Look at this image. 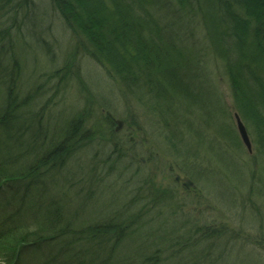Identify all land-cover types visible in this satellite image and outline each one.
Listing matches in <instances>:
<instances>
[{"label": "trees", "instance_id": "16d2710c", "mask_svg": "<svg viewBox=\"0 0 264 264\" xmlns=\"http://www.w3.org/2000/svg\"><path fill=\"white\" fill-rule=\"evenodd\" d=\"M52 2L68 25L74 31L82 33L89 45L94 47L89 51L92 53L94 50L99 51L100 61L108 73H111L114 79L122 81L123 86L129 88L131 93L134 91L135 95L130 101L139 102L138 100L151 97L159 104L153 109L154 112L152 110L146 112L149 116H154L161 129L160 135L157 130L156 133L150 132L146 123L135 121L137 118L132 114L136 122L134 128L137 127L140 134L154 136L155 138H152L157 140V145L152 146L151 150L155 153L151 152L152 161H159L155 156L159 148L172 149L176 155L179 149L182 150L181 143L188 145L185 153L190 154V159L187 161H210L209 157L206 159L198 157L196 151L200 153L198 150L200 147L195 138L190 136L191 131L187 128H194L199 119L210 121L209 128L214 126L217 128V134L212 137L213 143L215 140L220 142L217 146L226 152L220 155L211 152L207 153V156L215 157L216 161L238 157L229 145L230 142L238 141L235 135L229 136L233 133L230 126L233 118L231 115L226 118L224 110L230 105H227L221 96L226 108L222 107L217 87L206 66L207 61L216 59L222 63L227 78L225 84L230 85L231 96L235 101L233 106L252 122L251 127L257 142V147L255 146L257 153L254 152L253 155L264 167V0H52ZM36 14L37 5L34 0H0V131L6 138L2 136L0 142L9 141L10 131L19 135L30 131V126L40 113L33 110L36 106L35 99L31 102V96L24 95L23 102L30 103L29 110L34 111V114L29 115L25 112L26 119L20 118L15 113L20 104L11 96L13 92H25L17 81L22 78L19 72L20 56L30 54L36 59L38 55V51L32 49L29 39L36 37L38 39L36 46L40 45L39 47L45 51L52 49L44 37L43 30L33 29L32 22ZM21 24H25L28 31L23 29L21 33ZM198 31L205 37L199 36ZM29 46L31 49L27 50ZM207 46H211V50L207 51ZM200 47L204 48L201 61L198 55ZM46 57L44 55L43 64L45 66L49 64L46 67L50 72L47 78L39 76L41 70L46 72L45 67L32 66L35 79L44 80L43 84H39L41 88L36 85L34 97L42 91L43 101L46 100L44 96L47 92L57 94L65 79L61 70L51 66L54 63L51 61L53 57L51 59ZM97 80L92 79L93 84L98 87ZM85 83L81 80V87L92 110V99L96 96L97 99L100 98L98 96L100 92L96 93L95 89H90V82ZM177 104L183 110L179 109ZM91 110L87 108L81 111L78 105L68 109L66 135L63 141L55 146L52 141L53 135L56 137L55 128L51 132L49 130L45 132L44 137L51 140L43 142L42 148L47 145L45 149H40L36 141L28 140L23 144L22 138H18L12 146L13 153L17 154V162L4 165L0 161L2 164L0 181L6 176L5 168L8 170L18 168L23 163L25 172L15 175L23 177L25 181L28 179L31 183L44 181L47 179L46 174H51L54 166L59 168L66 164L63 159L75 155L77 150L84 148V145L92 146L85 144L86 141L92 140V137H87L86 141L83 139L88 135L85 123L90 113L96 112ZM101 112L99 111L96 122L100 127H105V130L100 131L102 135L99 138L104 135L109 141L110 137L114 138L115 134L122 135L124 132L127 137H121L128 138L127 144L134 141L132 136L134 130L130 128L119 133L120 130L113 129L116 127V120L111 119L110 114L105 119L107 114L102 116ZM17 122H30V126L24 123L17 125ZM100 127L92 126V129ZM194 130L201 134L205 133L198 126ZM115 148L117 150L119 147ZM123 156L122 151L116 153L115 164L125 165L120 160ZM107 159L104 162L111 161L113 157ZM248 161L249 156L246 155L243 162ZM206 165L203 167V164L198 162L199 168H207V171L203 170L205 176L209 173L222 175V168L210 162H206ZM250 165L254 168V164ZM180 166L182 167V164L178 162V168ZM184 168L187 170L188 167ZM193 171L183 174L194 179V175H191ZM72 173L71 169L69 175L72 177L68 179L69 183L65 190L58 188L48 191L46 198L48 199V196L50 198L47 204L39 200L40 207L32 205L36 203L30 198L32 204L24 205L21 212L27 214V220L31 224L15 233L12 238H8L4 246L11 249V244L16 240L42 241L48 238V243L52 242L53 246L60 249H57L59 250L57 257L50 253L52 256L46 258L48 262L54 263L56 260L61 264H222L223 259L220 257L227 256L232 249L237 248L236 243L226 242L230 238H226V223L211 219L198 223L190 218L192 210L189 211L188 204L194 205L192 209H196L198 213V201L202 196L190 193L195 190L182 186L176 180L165 179L161 182L154 181V178L141 180V184L136 185L133 195L123 191L114 202L108 201L100 206L92 203V196L91 198L85 196V192L79 188L85 181L83 177L79 178L76 171L75 174ZM220 178L225 185L226 179L222 176ZM233 186L240 187L238 184ZM250 189L252 192L264 193V173L260 172L257 175ZM236 190L235 188V191L228 192L238 200ZM243 204L254 210L257 205L255 200L247 198ZM178 214L184 215V218L179 220ZM60 250L63 256L60 255ZM163 257L166 258L161 262L160 258ZM238 258V263L247 264H257L255 261L258 260L252 256Z\"/></svg>", "mask_w": 264, "mask_h": 264}, {"label": "rangeland", "instance_id": "374dc122", "mask_svg": "<svg viewBox=\"0 0 264 264\" xmlns=\"http://www.w3.org/2000/svg\"><path fill=\"white\" fill-rule=\"evenodd\" d=\"M34 3L37 5V14L33 17V29L36 31H40V29L43 30L44 37L49 41V45L52 49L45 51L39 47L40 45L36 46V41L38 40L36 37H31L29 39L32 49L38 51V55L36 56V59L30 54H22L20 56L19 62L21 69H19V72L21 73L22 78L17 81L20 83V86L22 85V89H25V92H13L11 96L20 104V106L15 109V113L20 118L26 119L27 116L25 112L29 115L32 113L34 114V111L29 110L30 103L26 104L23 102L24 95H27L28 97L31 96V102L35 99L36 109L33 108V110L42 113H39V115L36 116L37 120H35L31 126L30 122H23L27 126H30L31 129L28 128L30 131L22 133L21 135L18 133L14 134L13 131H10L9 141L5 140L0 142V161L2 164L9 165L10 161L7 160H9L10 155L13 154L12 146L20 137L22 138L23 144H26L28 140H33L37 142L40 149H45L47 145L43 148L42 145L45 141H51L44 137L45 132H48V130L51 132L55 128L54 134L56 137L54 135L52 137L53 145L55 146L57 143L63 141V138L66 135V130L68 129L66 111L77 105L81 111L87 108L91 110L88 106L89 102L87 101V97L85 96L86 93L81 87V80H84V82H86L85 84L90 82V89H95L94 92L96 93L100 92L98 95L100 98L97 99L96 96L92 99L91 111L96 112L90 113L88 121L85 123L87 130L86 133H88V135H86L83 139L86 141L87 137H92V140L85 142V144H92V146L84 145V148L75 152V155L63 159V162L66 161V164H62L59 168L54 166V171L51 169L52 173L46 174L47 179L44 180V182L38 181L36 183H31V187H28L27 189L29 191L27 197L29 199L32 198L33 202L36 204H32L30 200H28V203L38 205L40 207V199L38 198V196H40V192L44 195L47 194L48 191L57 190L58 188L65 190L69 183L68 179L72 177L69 175V171L71 169L73 171L72 174H75L76 171L78 172V177H83L85 180L79 187L85 192L84 195H88L90 198L92 196V203L99 204L100 206L103 205L102 203H107L108 201L114 202V200L118 198L120 193H123V191L133 195L136 185L140 183L141 180L154 178V181L157 182H161V180L163 181L165 179L169 181L172 180L178 173L183 175L184 172L186 173L194 170L191 175H194L196 185H192L190 187H194L191 189L196 192L191 191L190 193H198L202 196V199L198 201V213L196 209H192L194 208V205L188 204L189 211L192 210L190 218L194 219L195 222L198 223L207 219L226 223V238L230 237L228 239L229 241L226 242L229 244L236 243L237 245V248L232 249L227 256L223 255L220 257L224 260V262L222 260V264H247L246 262L238 263V257L240 256H252L258 259L255 261L257 264H264V193L252 192L250 189V186L254 183V181H256L257 175H259L260 172L264 173V167L262 166L263 163L259 162V159H256L253 155V152H256L255 146L257 145V142L254 141L251 120L246 116L245 118L233 106L235 105V101L231 96L230 85L225 84L227 78L224 74L222 63L216 59H211L206 62V66L210 72V76H212L211 79L214 80L217 87L216 89L220 96L222 107L226 108L223 105L221 96L224 102H226L227 105H230V107L228 106L229 110L227 108L225 109L226 111L224 110L226 118L228 115H231L233 118L230 122L233 133L229 136L232 137L235 135V137H237L238 140H241L242 143V139L238 132L239 127L237 126V117L235 115L236 113H239L242 121L248 127L252 140L251 149H247L246 146L243 143L241 144L239 141L231 142L229 143L230 148L238 155V157L235 156L234 158H231L232 160L227 158V161H220L221 163L212 161L214 157L211 155L207 156V153L212 152L220 155L223 153L226 154V152L217 146L220 142L215 140L213 143L214 139H212V137L217 134V128L215 126L209 128L211 125L210 121L199 119L198 124H194V128L198 126L204 130L205 133L201 134L200 132L195 131L193 127L187 128L191 131L190 136L195 138V142L200 147L198 149L200 153L196 151L198 157L204 159L209 157L210 161H187L190 159V154L185 153L188 147L186 143H181L183 146L181 147L182 150L179 149V153L176 155L172 149L159 148L157 155H155L156 159L159 161H152L150 158L153 157L151 154L152 146L157 145V140L154 139V136H152L154 137L152 138L151 136L134 132L132 134L134 141L127 144L128 138L125 139L121 137L126 136L127 134L122 132V135L115 134L116 136H114V138L110 137V140L107 141V136L103 135L104 137L102 136L99 138V136L102 135L100 131L105 130V127H100V124L96 121L99 118V111H102V116L107 114L105 119H107L108 114H110L112 116L111 119L116 120L117 122L118 120L123 121L122 129L119 127V133L121 130L130 129V127L134 126V123H136L135 121L140 120L149 126L150 132L156 133L157 130L160 135L161 129L158 123L154 120V116H149L146 112V110L153 111L155 107L159 106V104L156 103L155 98L153 99L151 97H147L143 100H138L140 103L136 102V100L130 101L132 96L135 95L133 93L134 91L131 93L129 88L125 87V85L123 86L124 83L122 81L114 79L111 76V73H108L104 67L105 65L100 61L101 56L99 51L97 52L94 50L93 53L89 51L90 48L93 49L94 47L89 45L87 38L82 33L74 31V29L68 25V23L61 17V14L57 10V7L53 4L52 0H34ZM23 29L28 31L25 24H21V33ZM198 33L202 38L205 37V35H201L200 31H198ZM18 39L19 38L17 37V40ZM31 47H27V50H30ZM209 50H211V46H207V51ZM44 55L50 59L53 57L51 61L54 63L51 64V66L55 69L61 70L62 75L65 77L57 94L47 92L44 96L46 99L45 101L42 100V95L44 94L42 91L34 97L36 85L41 88L39 84L44 83V80L41 78H47L50 74V72L46 70V67L49 64H46V66L43 64ZM198 55H200L201 61L204 55L203 47L199 48ZM40 59L43 60L39 61ZM5 64L11 65L9 63ZM32 66H42V68L45 67L44 69L46 72L41 70L39 74L41 78L35 79L36 75ZM201 66L203 67V62L201 63ZM9 68L10 66H8V70ZM66 74L69 82L66 80ZM217 74H220V76L218 77ZM215 76L216 79H214ZM92 79H98V87L95 83L93 84L94 81H92ZM103 102L105 104H103ZM178 105L179 104H177V107L183 110V108ZM103 111L105 112L103 113ZM132 114H134L137 120H133ZM23 123L17 122V125H23ZM201 123L203 124L201 125ZM119 125L120 124L118 122L116 127ZM35 126L36 128H34ZM92 126H97L102 129H92ZM205 126L208 127L205 129ZM140 128L143 129V127ZM31 134H33V136H30ZM2 136L5 138L2 131H0V138H2ZM163 136L161 135V137ZM219 139L222 138L219 137ZM188 142L191 141L188 140ZM116 146L119 147L117 150L115 148ZM121 151L124 156L122 158L120 157V160L123 161L125 165L123 164L120 166L117 163L115 164V157L116 153H121ZM152 153L155 154L154 152ZM246 155L249 156V161L243 162V158ZM109 157H113V159L111 161L104 162L107 161V158ZM142 158L144 160H142ZM45 162L47 163L49 161ZM178 162L182 164V167H179L182 169L178 168ZM198 162L203 164V167H205L204 165H206V162H210V164L222 168L223 173L219 176L214 175L213 173H209L208 176H205L204 171H207V168H199ZM250 164H254V168L251 167ZM55 165H57V163H55ZM248 165H250V167L246 168ZM184 166L188 167L187 170H185ZM74 167H76V169ZM176 169L178 170L175 172L174 170ZM24 170L25 164L23 163L18 170L6 169L5 173L11 178V176L16 174L17 171L23 173L25 172ZM173 172H175L173 175L174 177L171 176ZM92 173H96V175L93 176ZM220 176L226 179L225 185L223 184L224 181H222L223 179L220 178ZM23 180L25 179L23 178ZM20 183L22 182L20 181ZM20 183L18 182L17 187L21 188V186H19L21 185ZM237 184L240 187L237 188L233 186H237ZM235 188L237 189L235 195L238 197V200L234 199V196H230L228 192L231 190L235 191ZM4 189L9 188L7 186ZM14 189L15 187L11 186L10 192L14 191ZM182 195L183 194H181V196ZM189 195L191 197H195L191 194ZM246 198L256 201L257 205H255V210L253 208L251 209L249 206H244L245 204H243V202H246ZM43 203L47 204L45 198L43 199ZM19 215L22 218H25L24 212L19 213ZM178 215L180 216L179 220L184 218V215ZM17 219L19 218L17 217ZM20 220L22 219L20 218ZM48 240V238L43 239L39 246H36V248L32 250L37 255L36 259H38L41 263L48 261L46 256L51 257L52 255L50 253H53L54 257H57V252L59 253V250L57 249L60 248L53 246L52 242L46 243L45 241ZM92 252L94 251L92 250ZM60 255L63 256L62 250H60ZM166 257L160 258L161 262L164 261ZM0 264H4L2 260H0ZM47 264L61 263L55 260L54 263L51 261Z\"/></svg>", "mask_w": 264, "mask_h": 264}]
</instances>
